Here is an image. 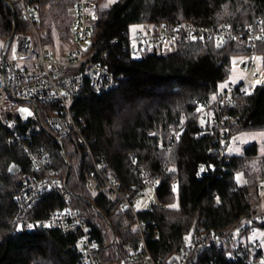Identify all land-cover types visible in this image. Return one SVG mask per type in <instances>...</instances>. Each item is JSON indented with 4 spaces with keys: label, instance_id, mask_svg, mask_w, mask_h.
Returning a JSON list of instances; mask_svg holds the SVG:
<instances>
[{
    "label": "trees",
    "instance_id": "obj_1",
    "mask_svg": "<svg viewBox=\"0 0 264 264\" xmlns=\"http://www.w3.org/2000/svg\"><path fill=\"white\" fill-rule=\"evenodd\" d=\"M25 1L48 39L53 33L61 40L70 39L75 0ZM14 23L15 33L28 29L20 17L19 0H0V40L11 35ZM185 23L211 28L264 27V0H96L89 21V47L97 50L96 60L124 78L117 89L101 95L86 83L72 108L82 120L95 160L104 164L103 176L114 177L125 191L140 182L142 177L127 166L128 153L159 174L152 190L155 201L138 211L156 261H176L188 236L202 231L206 236L224 237V244L190 253L187 264H258L264 259L262 249L257 241L248 243L247 236L257 228L264 232V219L243 227L242 216L257 213L264 203V154H258L255 144L243 146L239 154L226 153L228 146L219 142L230 144L241 132L264 130V81L250 91L243 83L236 85L231 103L220 111L227 117L212 123V109L204 114L199 111L212 103L218 85L230 74L232 57L252 58L249 47L179 35L165 44L139 47L135 54L129 38L131 25L159 31ZM257 53L263 57L264 69L263 40L258 42ZM13 122L12 131L30 135L51 152L61 182L68 172L70 203L105 248L103 261L123 259L122 243L136 244L132 216L120 207L118 198L107 193L100 177L96 176V191H88L93 163L74 135L62 139L63 157L54 136L38 130L33 118ZM12 131L0 122V264H80L77 235H63L54 228L15 229L14 196L23 176L32 174L34 167L9 140ZM11 164L20 168L19 173L12 172ZM237 173L242 174V183L236 181ZM63 206L60 197L44 196L32 216L44 217ZM108 229L118 237L117 257Z\"/></svg>",
    "mask_w": 264,
    "mask_h": 264
},
{
    "label": "built area",
    "instance_id": "obj_2",
    "mask_svg": "<svg viewBox=\"0 0 264 264\" xmlns=\"http://www.w3.org/2000/svg\"><path fill=\"white\" fill-rule=\"evenodd\" d=\"M19 2L20 17L27 23V30L36 33L38 48L35 50L28 34L15 33V23L11 35L5 40H0V122L12 131L15 118L22 121L29 117L33 118L38 130L54 136L63 157L62 139L68 135H74L77 144L93 163V171L86 184L88 191L90 193L96 191V176L100 177L107 193L118 198L120 207L128 210L132 216L130 227L136 244L134 245L130 240L124 241L121 246L125 257L115 260L114 264H162L153 258L146 244V226L133 207L137 199L158 185L159 174L151 173L137 163L132 153H128L127 166L142 177L140 182L133 184L130 191H125L114 177L103 176L101 171L104 164L95 160L90 141L82 129V120L72 108L73 101L82 93L86 83L94 94L101 95L117 89L124 78L122 74L116 73L114 69L96 60L94 56L97 50L89 47V21L96 0H75L71 46L65 53L55 56L41 43L31 7L25 0H19ZM7 5L11 7L9 2ZM179 35H183L186 39H204L220 43L234 41L247 45L252 52V58L246 61L245 67L249 68L248 75L253 78L259 77V74L252 69L255 67L254 59L258 55V42L264 41V27L248 25L238 29L230 26L211 28L185 23L159 31L140 29L136 32L132 49L137 54L139 47H144L146 44H165ZM116 42L117 40H114V43ZM106 54L107 52H104V55ZM236 85L238 84H229L223 90H218L212 103L200 109L199 113L204 114L212 109V123H219L227 117V113L220 114V111L226 104L231 103V96L235 95ZM7 115L13 120L8 119ZM203 118L205 119L206 116L203 115ZM9 140L22 151L34 167L32 174L23 176L14 196L15 229L34 232L54 228L63 235H77L79 263L106 264L102 258L106 250L92 237L90 228L80 212L71 205L67 183L58 179L51 152L38 146L34 138L28 134L12 131ZM219 143L227 146L229 141L220 140ZM44 196L60 197L64 206L48 212L44 217H33L34 206ZM242 219L243 227L249 226L257 220L264 219V211L251 216H242ZM104 223L108 225L109 221L105 218ZM251 235H253L252 230L249 231V236ZM109 241L113 246L112 253L117 257L116 247L120 245L115 233L109 236ZM224 241L225 238L222 236L216 234L206 236L202 231L191 234L187 238L181 256L168 264H187L190 253L200 252L211 245L224 244ZM258 264H264V259Z\"/></svg>",
    "mask_w": 264,
    "mask_h": 264
},
{
    "label": "rangeland",
    "instance_id": "obj_3",
    "mask_svg": "<svg viewBox=\"0 0 264 264\" xmlns=\"http://www.w3.org/2000/svg\"><path fill=\"white\" fill-rule=\"evenodd\" d=\"M108 3H112V2L108 0ZM36 29L39 38L41 39V43L43 47L48 48L53 56L60 53H65L71 46V40H70L71 38L68 41L61 40L57 37V35L53 33L52 39H48L47 34H45L44 30L42 28H39L37 24H36ZM134 29L135 31H133ZM137 30H140L138 25H131L129 27V38L131 39L132 44H135L134 38L136 37ZM24 33L29 35L30 39H32L33 41L35 50H37L38 38L36 33L30 30L29 31L25 30ZM71 34H72V27H71ZM247 59L248 57L246 55H238L232 57L231 65H230L231 68L230 74L228 75L225 81L221 82L218 85V90H223L229 84H239L242 82L245 88L247 89V91H250L256 85L264 81V69L262 66L263 57L261 55H257L254 59L255 67L252 69V71L259 74L258 78H253L252 76L248 75L249 68L242 67V63L244 61L246 62ZM257 81H260V83H257ZM21 109L26 110L24 108ZM248 144H255L258 154H264V130L247 131L237 134L231 139L230 144L228 143L227 145L228 147H226V153L239 154L241 153L243 146ZM235 177L238 183H242L244 181V178L241 173H237ZM152 201H155V195L152 190H148L142 197H140L133 203V207L136 211H142L145 210ZM260 207L261 208L258 210L259 213L264 211L263 202H261ZM108 230L111 235L112 234L111 229ZM253 232L254 234L252 236H247V242L255 243L257 241L264 255V232L259 230L258 228L254 229ZM107 264H114V262L111 263L107 262Z\"/></svg>",
    "mask_w": 264,
    "mask_h": 264
},
{
    "label": "water",
    "instance_id": "obj_4",
    "mask_svg": "<svg viewBox=\"0 0 264 264\" xmlns=\"http://www.w3.org/2000/svg\"><path fill=\"white\" fill-rule=\"evenodd\" d=\"M245 66H246V62L244 61V62L242 63V67L245 68ZM10 168H11L12 172L15 173V174L19 173V171H20V168H19L17 165H15V164H11V165H10ZM68 170H69V167H68ZM200 170H201L202 172H205V167H204V166H201V167H200ZM67 178H68V172H67V176H66V178H65V180H64V183H65V184L67 183Z\"/></svg>",
    "mask_w": 264,
    "mask_h": 264
},
{
    "label": "snow or ice",
    "instance_id": "obj_5",
    "mask_svg": "<svg viewBox=\"0 0 264 264\" xmlns=\"http://www.w3.org/2000/svg\"><path fill=\"white\" fill-rule=\"evenodd\" d=\"M110 2H114V0H110ZM133 31H135V29ZM257 83H260V81H257ZM24 111H26V110H24Z\"/></svg>",
    "mask_w": 264,
    "mask_h": 264
}]
</instances>
